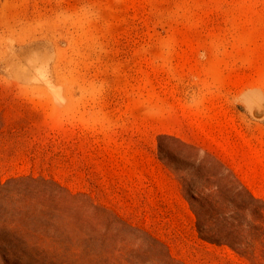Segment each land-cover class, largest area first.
<instances>
[{"label": "rangeland", "instance_id": "1", "mask_svg": "<svg viewBox=\"0 0 264 264\" xmlns=\"http://www.w3.org/2000/svg\"><path fill=\"white\" fill-rule=\"evenodd\" d=\"M232 173L264 200V0H0V264H264L198 236Z\"/></svg>", "mask_w": 264, "mask_h": 264}, {"label": "trees", "instance_id": "2", "mask_svg": "<svg viewBox=\"0 0 264 264\" xmlns=\"http://www.w3.org/2000/svg\"><path fill=\"white\" fill-rule=\"evenodd\" d=\"M232 177L240 188L232 190L231 197L218 190L219 199L214 198L211 192H203L193 198L197 203L191 208L198 236L210 243L226 245L239 253H242L239 251L242 247L255 243L264 248V200L255 197L235 174L232 173ZM1 224L3 222H0V229H3ZM18 241L14 237H0V253L9 257L12 263L22 260Z\"/></svg>", "mask_w": 264, "mask_h": 264}]
</instances>
